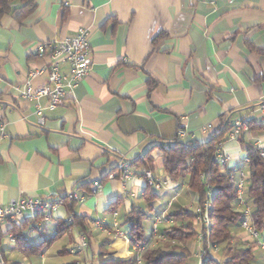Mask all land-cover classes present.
<instances>
[{
	"label": "crops",
	"instance_id": "0c3cea01",
	"mask_svg": "<svg viewBox=\"0 0 264 264\" xmlns=\"http://www.w3.org/2000/svg\"><path fill=\"white\" fill-rule=\"evenodd\" d=\"M34 3L35 10L24 19L12 13L0 21V206L23 199L59 202L76 190L81 201L74 203L73 213L84 219L86 237L72 225L46 245L69 224L64 205L47 218L26 214L18 224H0L2 260L143 264L129 242V214L151 217V231L144 230L145 250H165L169 244L163 233L173 226L169 214L194 212L198 204L187 178L172 181L163 171L159 149L175 140L179 124L188 133L184 142L194 143L219 133L223 117H247L264 126V114L251 116L264 99V0ZM20 6L17 1L13 9ZM79 29L89 35V74L60 106L41 111L40 126L36 103L22 99L17 89L47 80L50 61L35 55L38 44L66 39ZM59 69L67 74V63L61 62ZM35 72L39 74L32 77ZM38 104L44 107L46 100ZM207 125L212 131L202 132ZM243 140L264 153V127L244 132ZM223 144L229 156L226 168L243 173L246 181L249 171L238 142L227 137ZM149 151L152 174L166 184L161 191L141 177V161ZM121 159L135 173L126 182L118 178ZM110 174L115 178L108 179ZM99 181L100 189L92 193ZM194 229L200 231L197 220ZM235 233L247 242L241 228ZM82 237L86 247L80 250ZM258 239L264 243V230ZM201 246L199 236L186 245L197 260L193 264H201ZM254 248L264 264L260 248ZM220 250L209 246V256L223 261Z\"/></svg>",
	"mask_w": 264,
	"mask_h": 264
},
{
	"label": "trees",
	"instance_id": "16d2710c",
	"mask_svg": "<svg viewBox=\"0 0 264 264\" xmlns=\"http://www.w3.org/2000/svg\"><path fill=\"white\" fill-rule=\"evenodd\" d=\"M17 1L21 6L16 10L13 9V4ZM35 7L34 0H0V21L12 13L17 14V18L22 20L30 15ZM222 124L221 131L213 134L204 143L173 140L166 150L160 147L159 152L164 173L172 181L187 178L189 190L198 195V204H202L206 199V188L212 187L211 208L207 211L210 227L207 229L204 225H200V231L197 232L194 229L196 221L194 212L186 209L172 211L168 219L173 222V226L163 233V237L169 244L168 249L147 248L141 255L143 264H186L189 258L186 245L197 236L201 239L203 251L201 264H253L255 244L242 241L235 233L237 229L241 228V223L244 220L243 214L235 211L237 205L235 185L229 181V177L224 174L213 159L217 144L224 143L232 130L228 117H223ZM263 127L249 122L247 132L253 131L255 128L263 129ZM243 134L244 132L239 135L237 142L248 159L246 166L249 176L245 181V199L250 209L252 227L257 233H260L264 230V158L260 156L252 143L243 140ZM149 154L150 151L144 155L141 161L142 170L152 171L150 164L152 159ZM61 200L72 218V223H69L67 227L62 225L65 228L46 242V245L54 242L72 225L79 226L83 236L86 237L84 219L73 213L75 202L67 204L65 199ZM143 217V213L132 211L127 219L129 242L133 246L143 247L147 243L141 223ZM209 246L220 248L226 256L225 259L218 262L211 258L208 253ZM36 249L38 250V248L34 250ZM30 250L35 252L33 249ZM108 264H128V262Z\"/></svg>",
	"mask_w": 264,
	"mask_h": 264
},
{
	"label": "built area",
	"instance_id": "2783aa9c",
	"mask_svg": "<svg viewBox=\"0 0 264 264\" xmlns=\"http://www.w3.org/2000/svg\"><path fill=\"white\" fill-rule=\"evenodd\" d=\"M66 5V4H65ZM88 31L85 29H79L74 35L66 39L52 42H44L38 44L35 49V55L40 58H48V77L45 84L34 87L30 82L25 83L22 87L18 88L19 95L22 99L35 104V115L37 117V123L40 126L44 125V119L41 117V111L43 109L54 110L60 106L65 98L66 93H70L77 85L83 81L89 74L91 67L90 58V46L88 42ZM65 62L68 65V73L63 74L60 72L59 64ZM39 72L32 73L34 77ZM44 98L46 104L40 106L38 101ZM264 114V99L260 100L255 110L251 113V116H262ZM232 130L227 135L228 139L237 141L239 135L242 132L248 131L249 120L247 117H240L231 120ZM223 127V124H222ZM0 129L2 125L0 123ZM212 131V126L207 125L202 128V132ZM188 137L186 127L183 124H179L176 132L175 141H184ZM169 145L163 146V149H167ZM260 156L264 158L262 150L257 149ZM214 162L221 167L224 174L229 177V181L235 185L236 188V202L240 207V212L244 216V220L241 223V229L247 237V242L250 244H256L264 255V243L258 239V233L254 230L250 219V209L246 204L245 195V181L243 173L236 171H230L226 168L229 162V156L226 154L223 142L217 144L214 152ZM243 163L247 164L248 159L244 158ZM118 178L121 182H126L135 177V173L131 170L130 163L124 159L119 161L117 165ZM141 177L145 181L148 187H152L157 191H161L165 188L166 184L154 177L150 170H142ZM114 175L110 174L108 179H114ZM101 187V182H96L93 185L92 193L97 192ZM212 187L206 188V199L202 204H197L194 209L196 220L200 225H204L207 229L210 227V222L207 216V211L211 208ZM63 199L68 203L79 202V197L76 190L68 193ZM63 205L62 200L59 202H50L40 199H23V200H10L6 205L0 206V224H18L26 214L33 217L42 216L47 218L50 213L55 211L58 206ZM68 223H72V218L68 219ZM86 247L85 239L80 238V244L78 248L83 250ZM139 256L145 251L144 247L136 246ZM0 264H4L0 253Z\"/></svg>",
	"mask_w": 264,
	"mask_h": 264
},
{
	"label": "rangeland",
	"instance_id": "374dc122",
	"mask_svg": "<svg viewBox=\"0 0 264 264\" xmlns=\"http://www.w3.org/2000/svg\"><path fill=\"white\" fill-rule=\"evenodd\" d=\"M152 192V191H151ZM237 210V209H236ZM146 211V210H145ZM239 211H240V208H239ZM146 214L149 215L148 211H146ZM150 222H151V217L148 216L147 218H144L142 219L141 223L144 227V230L146 232V234H148L150 231H151V228H150ZM221 254V250L219 252ZM253 255H254V261H253V264H259V258H258V255L255 251V248L253 247ZM64 259H68V258H64ZM197 260H194V258L192 256H189L188 258V263L189 264H193L194 262H196ZM69 262V261H68Z\"/></svg>",
	"mask_w": 264,
	"mask_h": 264
}]
</instances>
